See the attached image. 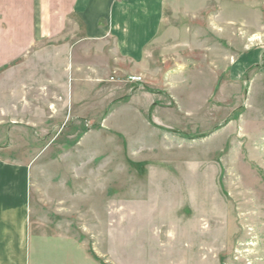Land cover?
<instances>
[{
  "label": "rangeland",
  "instance_id": "374dc122",
  "mask_svg": "<svg viewBox=\"0 0 264 264\" xmlns=\"http://www.w3.org/2000/svg\"><path fill=\"white\" fill-rule=\"evenodd\" d=\"M47 1L0 0V159L29 168L31 222L62 239L50 248L93 264H264V86L230 69L264 46V11L167 0L134 68L73 37L69 0Z\"/></svg>",
  "mask_w": 264,
  "mask_h": 264
},
{
  "label": "crops",
  "instance_id": "0c3cea01",
  "mask_svg": "<svg viewBox=\"0 0 264 264\" xmlns=\"http://www.w3.org/2000/svg\"><path fill=\"white\" fill-rule=\"evenodd\" d=\"M69 1V11L78 23H75L73 37L80 36V41L104 40L99 48L111 49L113 54L110 52L109 62L112 66L119 61L124 63L123 67L127 63L134 64V68L143 67L147 49L156 48L153 43L162 30L167 0ZM173 2L169 0L171 10ZM205 2L206 0L202 1ZM29 3L42 5L49 1L29 0ZM213 4L220 6L219 8L221 5H242L247 11H264V0H213ZM230 69L231 72L238 71L240 82L244 77L247 78L246 84L258 83L264 86V46H254L242 51L231 62ZM121 70L126 73L124 75L139 72L136 70L127 73L125 69ZM245 70H248L247 74L251 71V76L244 74ZM246 96L248 104L252 95ZM254 97H261L264 101V88ZM262 107L264 110V105ZM246 110L248 111L247 108ZM250 118L247 117L250 124L257 122H254L252 116ZM28 196L27 165L0 159V264H79V260L84 264H93L91 258L90 261L87 260V255L77 253L75 244L73 253H64L57 247L61 238L49 236L50 233L46 234L44 231V235L39 233L38 227L31 222ZM68 242L71 243V239ZM50 245L57 246L50 248Z\"/></svg>",
  "mask_w": 264,
  "mask_h": 264
},
{
  "label": "built area",
  "instance_id": "2783aa9c",
  "mask_svg": "<svg viewBox=\"0 0 264 264\" xmlns=\"http://www.w3.org/2000/svg\"><path fill=\"white\" fill-rule=\"evenodd\" d=\"M127 79L130 80L131 82H141L142 81V78L139 75H128Z\"/></svg>",
  "mask_w": 264,
  "mask_h": 264
}]
</instances>
